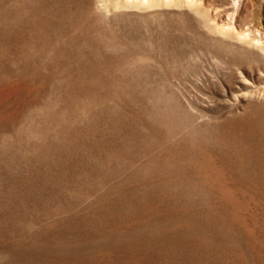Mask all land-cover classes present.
I'll use <instances>...</instances> for the list:
<instances>
[{
	"label": "rangeland",
	"instance_id": "1",
	"mask_svg": "<svg viewBox=\"0 0 264 264\" xmlns=\"http://www.w3.org/2000/svg\"><path fill=\"white\" fill-rule=\"evenodd\" d=\"M195 1L0 0V264H264V0Z\"/></svg>",
	"mask_w": 264,
	"mask_h": 264
},
{
	"label": "bare ground",
	"instance_id": "2",
	"mask_svg": "<svg viewBox=\"0 0 264 264\" xmlns=\"http://www.w3.org/2000/svg\"><path fill=\"white\" fill-rule=\"evenodd\" d=\"M121 3L125 7L151 8V7H154L157 5L169 7L175 3V0H121ZM179 3H182L184 6H186L190 10H194L197 7L195 0H179ZM215 31L220 33V34H223L225 36H228L232 39L235 38L239 42L246 44L248 46H251L254 49H258L260 51H262L264 49V47H262V43L259 41V39H255L253 37L250 39H246L245 37H241L239 35H235V34L233 35V33H231L230 30H226V29H222V28H220V30L215 28Z\"/></svg>",
	"mask_w": 264,
	"mask_h": 264
}]
</instances>
